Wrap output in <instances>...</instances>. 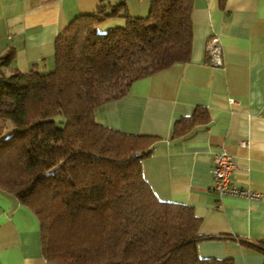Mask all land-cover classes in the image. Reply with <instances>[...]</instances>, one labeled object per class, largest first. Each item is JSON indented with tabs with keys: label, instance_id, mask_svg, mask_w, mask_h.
<instances>
[{
	"label": "trees",
	"instance_id": "trees-1",
	"mask_svg": "<svg viewBox=\"0 0 264 264\" xmlns=\"http://www.w3.org/2000/svg\"><path fill=\"white\" fill-rule=\"evenodd\" d=\"M192 8L149 0L144 16H129L101 3L57 34L49 71L15 68L13 47L0 53V189L37 217L47 262L234 264L201 257L199 241L224 236L201 233L190 205L159 199L145 180L156 137L94 118L134 80L189 59ZM117 15L123 23L97 29ZM239 241L264 255V239Z\"/></svg>",
	"mask_w": 264,
	"mask_h": 264
},
{
	"label": "crops",
	"instance_id": "crops-1",
	"mask_svg": "<svg viewBox=\"0 0 264 264\" xmlns=\"http://www.w3.org/2000/svg\"><path fill=\"white\" fill-rule=\"evenodd\" d=\"M101 3L106 10L123 3L129 16H144L149 6V0H0V53L13 47L15 68L49 71L57 34ZM191 21L189 59L134 80L125 95L96 107L94 118L156 137L141 160L154 194L190 205L201 218V233L224 236L199 241L201 257L264 264V255L239 241L264 239V0H225L222 6L193 0ZM123 22L117 15L101 26ZM212 44L219 45V62ZM221 150L233 158L232 182L256 197H219L212 190V159ZM0 264H58L42 255L35 214L1 189Z\"/></svg>",
	"mask_w": 264,
	"mask_h": 264
},
{
	"label": "built area",
	"instance_id": "built-area-1",
	"mask_svg": "<svg viewBox=\"0 0 264 264\" xmlns=\"http://www.w3.org/2000/svg\"><path fill=\"white\" fill-rule=\"evenodd\" d=\"M210 53L216 62L220 61L219 45L212 44L210 47ZM234 168L235 164L230 154L223 150L214 153L211 167V175L214 180L212 190L219 197L225 194L242 196L246 198L256 197L257 194L238 187L232 182L231 172Z\"/></svg>",
	"mask_w": 264,
	"mask_h": 264
},
{
	"label": "rangeland",
	"instance_id": "rangeland-1",
	"mask_svg": "<svg viewBox=\"0 0 264 264\" xmlns=\"http://www.w3.org/2000/svg\"><path fill=\"white\" fill-rule=\"evenodd\" d=\"M103 28V26H100L97 28L98 30H101ZM60 119V118H57V120ZM59 125H62L61 123H59Z\"/></svg>",
	"mask_w": 264,
	"mask_h": 264
}]
</instances>
